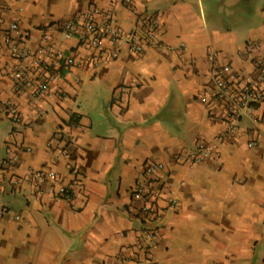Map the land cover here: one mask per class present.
<instances>
[{"label": "crops", "instance_id": "0c3cea01", "mask_svg": "<svg viewBox=\"0 0 264 264\" xmlns=\"http://www.w3.org/2000/svg\"><path fill=\"white\" fill-rule=\"evenodd\" d=\"M91 5L141 36L156 17L154 41L111 60L109 43L98 54L66 39L59 26ZM12 47L29 53L26 67L50 68L47 95L15 91ZM211 50L256 76L264 0H0V161L17 158L0 167V264H264V101L218 142L225 108L213 101ZM67 58L78 65L64 69ZM198 140L216 143L209 160L177 159ZM154 162L163 194L148 221L132 191ZM40 170L72 196L55 198Z\"/></svg>", "mask_w": 264, "mask_h": 264}, {"label": "built area", "instance_id": "2783aa9c", "mask_svg": "<svg viewBox=\"0 0 264 264\" xmlns=\"http://www.w3.org/2000/svg\"><path fill=\"white\" fill-rule=\"evenodd\" d=\"M128 7L133 5V0H123ZM147 32L145 36H141L136 30L126 32L118 25L115 14L106 11L100 7L91 5L82 14L71 18L61 26L66 39L76 38L81 45H86L93 49L96 53L101 54L105 45L109 43L111 48L105 50L111 60L118 58L123 49H127L130 53L141 54L146 45L154 41L157 31L158 22L156 17H150L144 21ZM18 24L10 25V31H18ZM44 38H48L45 34ZM6 43H10L9 37ZM248 47L257 48L254 44H248ZM11 56L15 60L12 80L14 82L15 91H21L27 87L34 86V95L42 97L49 92L48 83L41 78H51V70L40 59L32 61V67L28 68L23 61L28 59L27 51L15 49L12 47ZM104 53V52H103ZM238 54H241L239 52ZM208 61L210 63L209 82L212 85L213 101L224 106L225 108V130L218 137V142H223L226 138L234 137L238 130L239 120L244 116H251L253 110L264 101V60L255 61L256 76H243L241 73L235 72L231 65L223 63L219 53L211 50L208 53ZM78 65L74 58H67L63 62V67L70 70ZM137 84L135 83L134 86ZM120 94L126 95L129 87H120ZM7 114L14 123L19 122V115L12 103H8ZM253 143H248V147L252 148ZM216 147V143L198 140L192 152L188 155H178L180 161H190L192 164H201L209 160ZM64 149V148H63ZM65 150L63 154L65 155ZM17 161L16 157H11L0 161V167H10ZM156 172H165V167L161 163H150L144 168V177L137 181L132 196L140 200V214L145 220H150L157 214V200L163 194L162 186L154 183V174ZM35 177L39 184L47 181L51 182V193L57 199H66L72 196V190L65 186H56L57 174L54 172L36 171ZM157 229L148 228L144 231L143 237L147 240H154L158 236ZM121 261L122 258L119 257Z\"/></svg>", "mask_w": 264, "mask_h": 264}]
</instances>
